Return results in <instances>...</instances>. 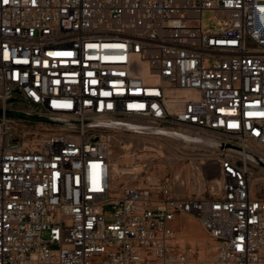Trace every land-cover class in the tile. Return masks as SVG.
<instances>
[{
    "label": "built area",
    "instance_id": "obj_1",
    "mask_svg": "<svg viewBox=\"0 0 264 264\" xmlns=\"http://www.w3.org/2000/svg\"><path fill=\"white\" fill-rule=\"evenodd\" d=\"M136 120L211 141L203 192L113 184ZM0 264H264V0H0Z\"/></svg>",
    "mask_w": 264,
    "mask_h": 264
},
{
    "label": "rangeland",
    "instance_id": "obj_2",
    "mask_svg": "<svg viewBox=\"0 0 264 264\" xmlns=\"http://www.w3.org/2000/svg\"><path fill=\"white\" fill-rule=\"evenodd\" d=\"M211 14L210 10L203 12L202 22L206 27L211 23ZM130 123L141 129L132 128L115 133L110 155L111 164L118 163L127 168L142 163V169L137 178L129 174L115 175L117 187L126 184L144 185L148 182V177L160 179L169 176L175 181L176 191L181 194L190 195L204 191L195 176L198 173V166L205 157V145L200 146L196 141L178 138L168 129L155 126L148 121L136 120ZM181 132V129H176V133ZM146 146H151L154 150H148L150 148ZM127 153L132 156V160L124 161ZM175 229L176 244L189 252L196 262L207 261L211 257L214 240L198 220L192 216L182 215L177 219Z\"/></svg>",
    "mask_w": 264,
    "mask_h": 264
},
{
    "label": "bare ground",
    "instance_id": "obj_3",
    "mask_svg": "<svg viewBox=\"0 0 264 264\" xmlns=\"http://www.w3.org/2000/svg\"><path fill=\"white\" fill-rule=\"evenodd\" d=\"M127 126L129 128H135L137 127L135 124L133 123H130L128 122L127 123ZM140 130V129H139ZM174 136L178 137V138H181V139H185V140H193V141H196L198 145H206L207 143L211 142L210 140L208 139H205L203 137H200V136H193L194 139L192 138V135L191 134H188V133H184V132H181V133H172ZM149 147V146H146V148ZM150 149L148 150H154L153 147H149ZM147 153V152H146ZM143 156V155H141ZM132 156L129 155L128 153L125 154L124 156V161H130L132 160ZM120 160V159H119ZM121 163V162H120ZM142 169V163H137V165H133L132 167H122L120 164L118 163H114L113 165L111 164V177H112V180H113V184L115 185V179H114V176H123V175H126V174H129V175H133V178H137L138 177V173L140 172V170ZM128 177V176H127ZM196 181L197 183L200 185V188H205V180L203 178V176L201 175V171H200V166H198V173L196 174ZM154 179V178H153ZM219 178H217L216 176L212 179V186H213V189H216L219 185ZM127 185V184H126ZM116 186V185H115ZM140 186V185H139ZM191 223V222H190ZM191 225V224H190ZM192 226V225H191ZM190 226V227H191Z\"/></svg>",
    "mask_w": 264,
    "mask_h": 264
},
{
    "label": "trees",
    "instance_id": "obj_4",
    "mask_svg": "<svg viewBox=\"0 0 264 264\" xmlns=\"http://www.w3.org/2000/svg\"><path fill=\"white\" fill-rule=\"evenodd\" d=\"M9 114H12V115H14V114L22 115L21 113L14 112V111H10Z\"/></svg>",
    "mask_w": 264,
    "mask_h": 264
},
{
    "label": "snow or ice",
    "instance_id": "obj_5",
    "mask_svg": "<svg viewBox=\"0 0 264 264\" xmlns=\"http://www.w3.org/2000/svg\"><path fill=\"white\" fill-rule=\"evenodd\" d=\"M5 2H7V0H5Z\"/></svg>",
    "mask_w": 264,
    "mask_h": 264
}]
</instances>
